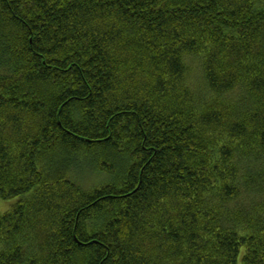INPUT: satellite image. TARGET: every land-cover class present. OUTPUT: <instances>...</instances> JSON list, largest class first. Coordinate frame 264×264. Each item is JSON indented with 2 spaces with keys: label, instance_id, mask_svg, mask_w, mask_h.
<instances>
[{
  "label": "trees",
  "instance_id": "1",
  "mask_svg": "<svg viewBox=\"0 0 264 264\" xmlns=\"http://www.w3.org/2000/svg\"><path fill=\"white\" fill-rule=\"evenodd\" d=\"M0 264H264V0H0Z\"/></svg>",
  "mask_w": 264,
  "mask_h": 264
},
{
  "label": "rangeland",
  "instance_id": "2",
  "mask_svg": "<svg viewBox=\"0 0 264 264\" xmlns=\"http://www.w3.org/2000/svg\"><path fill=\"white\" fill-rule=\"evenodd\" d=\"M16 201H18V199H13V200L11 199V200H8V201H1L0 202V213L7 212L16 203ZM240 264H241V262H240Z\"/></svg>",
  "mask_w": 264,
  "mask_h": 264
}]
</instances>
